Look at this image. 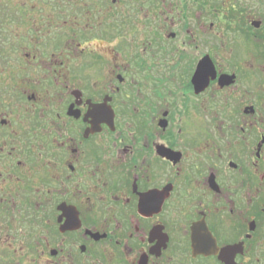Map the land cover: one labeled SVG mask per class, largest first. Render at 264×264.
<instances>
[{
  "label": "flooded vegetation",
  "instance_id": "obj_1",
  "mask_svg": "<svg viewBox=\"0 0 264 264\" xmlns=\"http://www.w3.org/2000/svg\"><path fill=\"white\" fill-rule=\"evenodd\" d=\"M90 2L0 77L5 264H264V10Z\"/></svg>",
  "mask_w": 264,
  "mask_h": 264
},
{
  "label": "rangeland",
  "instance_id": "obj_2",
  "mask_svg": "<svg viewBox=\"0 0 264 264\" xmlns=\"http://www.w3.org/2000/svg\"><path fill=\"white\" fill-rule=\"evenodd\" d=\"M60 2L55 0H0V55L4 56L0 59V77L5 78V83L10 80H8L7 73L15 72L14 66L16 61L21 59L19 56L22 54L60 53L57 50L60 47L57 38L61 40L64 38L61 22L65 15L64 10H68L67 4ZM90 5L99 6L97 0H91ZM107 7H110V3ZM198 10H264V0H199ZM20 16L23 17L22 20ZM48 22L53 25L52 34L46 37L39 36L36 39L41 32L42 23L48 24ZM45 31L46 29L42 32ZM14 75L16 76V72ZM11 96L12 94L9 97L3 95L1 100L2 98L8 100ZM2 102L0 101V104ZM14 259H18L17 254L6 249L4 238L1 236L0 264L13 262ZM24 262L27 263V261Z\"/></svg>",
  "mask_w": 264,
  "mask_h": 264
},
{
  "label": "water",
  "instance_id": "obj_3",
  "mask_svg": "<svg viewBox=\"0 0 264 264\" xmlns=\"http://www.w3.org/2000/svg\"><path fill=\"white\" fill-rule=\"evenodd\" d=\"M199 230V227H198V225L196 224V225H193L192 227H191V240H192V247H194V242H195V240L197 239V231Z\"/></svg>",
  "mask_w": 264,
  "mask_h": 264
},
{
  "label": "trees",
  "instance_id": "obj_4",
  "mask_svg": "<svg viewBox=\"0 0 264 264\" xmlns=\"http://www.w3.org/2000/svg\"><path fill=\"white\" fill-rule=\"evenodd\" d=\"M55 1L60 2L61 0H55ZM65 2H66V1L62 0V2H60V3L65 4ZM0 29H1V28H0ZM0 45H1V44H0ZM0 54H1V53H0ZM0 57H1V55H0ZM0 59H1V58H0ZM2 59H3V58H2ZM8 94L11 95L10 93H8V92H6V91H2V92L0 93V101H2V100H1V97H2L3 95L5 96V95H8ZM2 99H3V98H2Z\"/></svg>",
  "mask_w": 264,
  "mask_h": 264
}]
</instances>
